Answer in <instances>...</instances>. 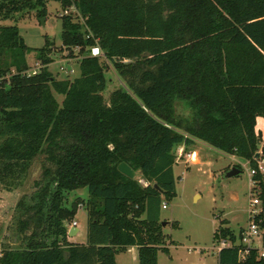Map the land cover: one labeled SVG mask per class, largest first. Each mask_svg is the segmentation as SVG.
<instances>
[{"label":"trees","instance_id":"16d2710c","mask_svg":"<svg viewBox=\"0 0 264 264\" xmlns=\"http://www.w3.org/2000/svg\"><path fill=\"white\" fill-rule=\"evenodd\" d=\"M47 1L0 0V18L45 17ZM57 1L78 12L61 15L63 47L84 53L73 79L50 71V39L30 73L19 26L0 24V184L16 187L36 159L41 170L19 244L2 248L0 264H117L132 246L139 264H159L170 251L161 210L177 195L175 145L202 140L251 168L264 156V0ZM94 46L104 54L92 56ZM108 63L128 86L109 97ZM123 162L145 182L121 172ZM253 179L264 231V173ZM81 206L87 239L70 241ZM224 224L218 244L240 233ZM218 254L219 264H264L256 250L240 261L238 246Z\"/></svg>","mask_w":264,"mask_h":264},{"label":"rangeland","instance_id":"374dc122","mask_svg":"<svg viewBox=\"0 0 264 264\" xmlns=\"http://www.w3.org/2000/svg\"><path fill=\"white\" fill-rule=\"evenodd\" d=\"M47 9V16L42 17L44 20L38 17L36 11H31L17 13L13 18H0V24L19 26L26 44L31 47L28 54L31 68L40 65L38 49L50 39L53 42L49 52L53 58L49 65L50 71L57 79H73L80 74V61L84 53L80 54L79 48L70 52L63 47L61 15L64 10L61 2L48 0ZM69 12L78 14L74 6L69 8ZM106 76L108 85L105 96L109 97L112 90L119 86L128 88L126 81L119 76L111 63H108ZM55 95L59 102L64 98L61 94ZM180 111L188 114L184 109ZM195 144L184 150L181 156L180 147H174L178 154L174 167L177 195L172 201L164 200L166 207L162 205L161 210L162 222L166 221L163 224L164 231L170 236V251H159V264H219L216 236L222 220L226 219L228 224L224 225L230 226L236 232H240L249 222L251 167L248 161L202 141ZM193 149L199 152L198 155L195 154V159L187 155ZM236 164L242 166L241 174L224 177L226 169ZM40 173V159H36L16 187L8 188L0 184V252L5 246H18L16 226L23 216L24 208L37 191L35 182ZM136 177L140 182H145L140 172ZM77 195L86 198L88 191L85 188L71 193L69 204ZM87 219L85 206H81L77 214L79 241L87 239ZM173 222H179V227H173ZM171 240L175 243H171ZM121 253L120 264H138L132 260L130 253ZM121 256L127 258V263L121 261Z\"/></svg>","mask_w":264,"mask_h":264},{"label":"built area","instance_id":"2783aa9c","mask_svg":"<svg viewBox=\"0 0 264 264\" xmlns=\"http://www.w3.org/2000/svg\"><path fill=\"white\" fill-rule=\"evenodd\" d=\"M69 8L64 10L63 14H68ZM90 54L92 56H102L104 54L103 50L99 46H94L90 50ZM38 67L31 68L29 71L32 74L37 73ZM188 157L191 159H195L194 152L190 151L187 153ZM258 171L264 173V156L258 158V167L251 168L250 170V204H249V222L246 226L241 228L240 233L238 235V239L236 241H232L230 239H223L218 244V251H220L224 247L238 246L239 247V260L244 261L246 258L252 253V251L256 250L258 253V258H264V231L257 223L255 217L260 212L261 200L259 197L252 193L256 183L253 179L254 174ZM166 207V204L163 205ZM77 222L74 221L73 225H76Z\"/></svg>","mask_w":264,"mask_h":264},{"label":"crops","instance_id":"0c3cea01","mask_svg":"<svg viewBox=\"0 0 264 264\" xmlns=\"http://www.w3.org/2000/svg\"><path fill=\"white\" fill-rule=\"evenodd\" d=\"M260 124H261V126H264V121L261 120L260 121ZM201 141L202 140L196 139L195 143H198V142H201ZM202 142H204V141H202ZM195 143L192 146H195L196 145ZM204 143H206V142H204ZM206 144H208V143H206ZM190 146L191 145L188 146V149H189ZM178 147H180L179 156H181L182 155V152L186 149V146H185V144H179L177 146V148ZM191 151L194 152V154H197V155L199 154V152L197 150H195V149H193ZM75 221L77 222V216H76V220ZM74 227H76L75 229H73L74 235H72V236L68 235L69 240L70 241H74V242H85V241H79L77 239V237L79 235V232H80V229L78 228V222H77L76 225L71 224L69 228L71 229V228H74ZM125 253H130L131 254V257H132V260L134 262H137L139 264V260H138V248L136 246L130 247ZM121 254L122 253L117 254V264H120L119 255H121ZM121 261L127 263V258L121 256Z\"/></svg>","mask_w":264,"mask_h":264},{"label":"water","instance_id":"95a60500","mask_svg":"<svg viewBox=\"0 0 264 264\" xmlns=\"http://www.w3.org/2000/svg\"><path fill=\"white\" fill-rule=\"evenodd\" d=\"M44 20V18H42ZM119 169L121 172H123L124 174H126L127 176L131 177V178H134L136 177V172L135 170L129 166L127 163L123 162L119 165ZM241 168H239L238 166L234 165L232 166L229 170H227L225 173H224V177H232V176H237L239 174H241ZM157 188H159L158 184L155 185ZM163 224H166V221L163 222ZM76 227L74 228H71L70 231H69V235L72 236L74 235V232H73V229H75Z\"/></svg>","mask_w":264,"mask_h":264}]
</instances>
